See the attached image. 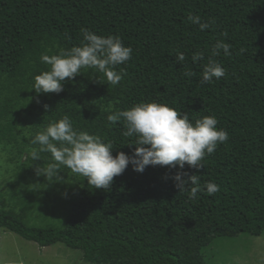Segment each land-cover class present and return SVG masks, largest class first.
I'll list each match as a JSON object with an SVG mask.
<instances>
[{
    "label": "trees",
    "instance_id": "trees-1",
    "mask_svg": "<svg viewBox=\"0 0 264 264\" xmlns=\"http://www.w3.org/2000/svg\"><path fill=\"white\" fill-rule=\"evenodd\" d=\"M190 15L215 23L202 31ZM82 28L119 36L132 48L131 59L116 69L123 79L111 85L85 68L62 92L39 94L38 103L34 78L50 70L41 55L80 46ZM218 40L231 46L230 56L221 50L212 57L227 76L204 83L203 66ZM178 52L185 61L175 60ZM196 53L203 59L193 61ZM150 101L186 112L193 122L213 115L228 132L204 167L183 169L198 175L201 186L218 184L219 192L201 191L191 200L165 179L176 170L150 165L141 173L131 164L109 189H95L62 166L58 182L38 176L39 188L27 187L23 196L12 189L21 212L0 205V229L41 247L62 243L92 264H209L203 248L214 238L264 232V0H0V144L17 143L15 131L28 124L17 155L30 148L26 159L34 168L46 167L51 154L33 161V137L65 115L77 130L111 141L114 156L131 155L135 145L126 143L135 137H124L123 122L107 116ZM33 212L60 225L30 223Z\"/></svg>",
    "mask_w": 264,
    "mask_h": 264
},
{
    "label": "clouds",
    "instance_id": "clouds-1",
    "mask_svg": "<svg viewBox=\"0 0 264 264\" xmlns=\"http://www.w3.org/2000/svg\"><path fill=\"white\" fill-rule=\"evenodd\" d=\"M188 19L202 31L215 23L214 19L203 21L199 15H190ZM81 32L83 39L80 46L61 50L59 54L41 55V62L50 65V70L34 78L31 89L35 90L38 103L39 94L62 92L64 82L81 74L85 68L104 74L111 85H117L123 79V72L116 69L131 59L132 48L125 46L119 36L99 35L88 28H82ZM230 47L228 43L219 40L212 46V56L202 70L201 79L204 83L227 76L226 69L212 57L220 55L221 50L225 56H230ZM185 59L183 52L175 56L178 63ZM192 59H203V53L194 54ZM44 108L47 110L48 105L45 104ZM107 121L112 124L122 121L125 128L123 136L135 137L134 142L126 143L135 145L131 155L118 151L114 156L111 141L104 142L97 135L77 130L65 115L33 137L31 143L38 145L30 153L33 161L40 160L41 153L51 154V162L46 167L37 165L35 174L44 176L50 183L58 182L61 180L59 172L63 166L74 175L86 178L87 183L95 189L106 190L114 178L123 174L130 164L141 173L150 165L167 166L176 171L165 179L171 178L178 193H186L189 199H197L201 191L208 195L219 192L218 184L207 182L201 186L198 175H188L183 171L185 165L193 169L204 167L206 155L213 154L219 144L228 141V132L217 127L218 119L215 116L206 115L193 122L186 112L150 101L109 114Z\"/></svg>",
    "mask_w": 264,
    "mask_h": 264
},
{
    "label": "rangeland",
    "instance_id": "rangeland-1",
    "mask_svg": "<svg viewBox=\"0 0 264 264\" xmlns=\"http://www.w3.org/2000/svg\"><path fill=\"white\" fill-rule=\"evenodd\" d=\"M19 143L21 135H28V124L23 133L15 131ZM0 144V205L14 214H20L19 204L11 198L12 189L20 196L25 189L41 186L35 169L28 160L29 149L26 147L21 155H17L19 143ZM46 180V179H45ZM67 185L78 188L74 180L67 181ZM61 189V188H60ZM68 188L61 189L64 198ZM53 197L50 201H53ZM25 214V213H24ZM30 223L39 226H59L60 220L50 215L33 212L26 216ZM203 256L209 264H264V232L251 235L241 232L232 237H216L203 248ZM0 264H92L86 262L81 251L56 243L41 247L34 241L26 240L9 230L0 229Z\"/></svg>",
    "mask_w": 264,
    "mask_h": 264
}]
</instances>
